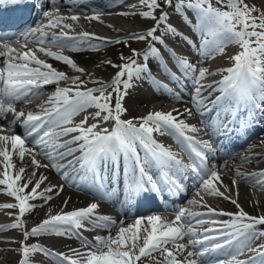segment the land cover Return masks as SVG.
Wrapping results in <instances>:
<instances>
[{
    "label": "snow or ice",
    "instance_id": "1",
    "mask_svg": "<svg viewBox=\"0 0 264 264\" xmlns=\"http://www.w3.org/2000/svg\"><path fill=\"white\" fill-rule=\"evenodd\" d=\"M139 4L146 6L148 9L140 12V15L145 19L154 21V24L144 31L130 34L129 38L146 42V47L140 51L132 49V55L129 57H124L121 54V59L126 61L122 64H114L110 60L106 61L107 64L117 68L118 71L108 83L99 80L94 81L99 85L97 88L81 90L80 86L84 84V81L80 76L69 77L64 71L58 70L46 60L40 59L36 55V51L27 48V43L24 45L27 50L22 52L8 43L0 44V47L4 49V51H0V58H3V65L0 66V119H5L11 114L13 120L8 125L11 129L17 120L24 118L22 127L25 129L23 137L20 134L11 136L0 134V158H2L0 163L3 165V171H0V186H3V188H0V191L15 200V203L0 204V208L18 209L15 221L8 225H0V230L7 228L22 230L24 239L20 241L21 247L18 249L21 253L18 264H30V254L37 252L52 255L62 261H68L69 264H138L142 257L150 256L155 251H161L164 254L166 264H197V259L189 258L195 256L203 259L209 250L216 251L231 245L233 241L240 244V247L237 248L238 253L249 250L259 256H264V245H258L257 248H249L248 246L252 239L264 237V231H257L258 225H264V215L250 216L244 212L236 200H231V202L239 209L237 213L217 212L211 206L205 205L207 207L205 213L188 212L181 209L173 221L165 220L159 215H148L137 217L133 223H128L126 226L123 221H120L118 225V222L112 217L98 214L97 210L100 206L93 202L87 207L48 215L46 219L30 230L25 229L23 217L36 207L30 201L43 198L47 202L52 199V196L48 193H51L53 188L59 187L61 191L63 189L62 186L53 185L38 191L41 183L47 179V177L41 176L40 180L36 181L35 185L31 187V191H26L32 183L31 179L21 183L26 169L21 167L13 171L15 169L13 154H18L20 161L23 162L26 153L29 155L33 153V149L26 148L25 142L28 137H31L37 131L39 124L36 122L41 120L39 115L33 113L25 115L23 111H17L14 102L35 97L40 94V90L44 86L59 84L61 81L71 80L73 87H56L49 101L46 102L54 104V111L60 117L57 121L58 124H71L72 116L85 111L88 107L94 106L97 109L94 114H90L91 118L97 120V123L89 125L87 122L90 117L85 116L79 124L63 127L57 133L44 132L42 136L33 140L34 145L42 148V154L50 160L56 171L61 172L66 179L68 178L66 169L78 164L80 171L91 173L93 179L100 180L101 166L109 160L115 163L120 157H123L133 165L131 171L126 169V190L131 198L148 196L161 191L158 182L146 170L148 165L168 170L172 177L168 180V183L175 189L176 194H179L183 189L171 170L176 169L178 171L181 168H191L198 175L203 173L200 187L208 195L224 196V193L216 186L217 182L222 184L219 173L206 167L207 153L212 152L210 142L198 141L195 137L187 134L199 131L195 125L188 124L185 120L180 119L179 117L182 114L178 110L155 111L133 119H122V114L127 111L123 106V99L132 86L131 80L133 77L139 78L142 75H147L155 86L172 91L168 88V85L151 76V68L148 63L150 57L159 59L158 67L173 82H182L163 62L160 49L156 47L158 42L164 46L165 50L175 60L176 65L182 70L184 79L191 80L193 84L192 99L195 107L198 110L203 107L205 99L201 98V92L206 86L202 84V81L213 73L207 68L197 69L186 57L178 55L172 48L168 47L164 39L165 35H174L181 37L193 48L196 47L189 37L168 22L169 13L164 10L165 8H174L176 12L180 13L184 9H189L195 13L197 18V24L193 27L200 33L202 38L199 48L202 56L223 54L224 46L229 43H235L240 48L239 52L229 57L233 61L232 66L217 69V72L226 74L215 82L221 95L212 103L213 107L220 104L222 100L228 103V107L224 109V120H227L228 123H224L223 120L220 121L224 124L225 131L228 130L229 124L235 123L240 118L239 106L241 104L245 106V113L249 111L250 106L252 109L264 114V11L257 14V7L249 5L245 0H216L218 6H214L212 0H139ZM4 6L23 7L26 6V0H0V8ZM32 6L35 7V5ZM157 10H159L158 16L156 15ZM58 13L59 9H56L55 12L43 11L42 16L47 23L28 29L24 35L35 37L39 52L62 62L76 72L84 73V68L79 67L70 56L51 51L50 48L43 46L45 39L49 36V33L45 30L46 28H56L60 25L64 28H70L71 25L64 23L65 19L73 21L79 19L75 15L65 18ZM122 14L129 15L130 13ZM131 14L134 15L135 13ZM90 18L100 19L98 15ZM184 19L189 24L192 23L191 20H188L186 13ZM158 32L161 34L157 35ZM93 36L94 34L84 32L78 34V39L79 41H87ZM74 39L76 38L69 37L68 33L64 31L59 34H51L52 43L58 42L62 46H71L73 51H79L78 47L70 44V41ZM96 39L104 40L106 38L96 37ZM119 42L116 41V43ZM141 55H143L145 61L142 64L134 59V57H140ZM108 88H111L112 91L108 92ZM95 93H99V95ZM114 94L115 103L113 106ZM175 95L179 96L178 93ZM207 110L211 111L212 109L208 108ZM185 112L188 115L192 114L191 109H185ZM48 114L51 115V113ZM217 119L219 120V115ZM109 120L114 121L111 129L99 128L100 122ZM134 120H138L139 123H134ZM241 126L243 127V125ZM2 131L3 128H0V132ZM72 133L78 134L73 135L70 140L53 142L54 140L59 141L61 136H68ZM153 133L172 135L181 142L182 146L186 142L187 146L191 148V152H194L199 159V164L194 161L191 165H185L176 153L157 141ZM72 144H75L76 147H69ZM196 145H202L207 153L196 147ZM59 149L66 150L61 152L58 151ZM76 152H80V156L76 157L74 155ZM67 156H73V159L69 160L66 165L56 163L58 159H64ZM244 159L250 158L245 157ZM32 165L40 166L34 155H32ZM44 167H47V165H44ZM237 174L239 175V172ZM248 175L264 177V170ZM233 183L235 184L236 181L233 180ZM257 183L264 186V179L257 180ZM225 198L231 199L230 197ZM191 203H199V201L193 200ZM66 204L67 201H65ZM209 214L228 215L232 219L221 222H206L198 219ZM186 215L192 217L198 225L220 223L222 228H204L202 233H198L192 227L185 230L184 225L188 223ZM89 225L92 228L108 229L109 234L94 237V243L80 236L83 244L87 247L83 252L72 249L74 255L71 257L65 253L51 252L40 244L29 245L25 243L29 237L47 233L65 235L72 232L79 235V229L89 230ZM117 225L118 230L113 236L111 228ZM214 231L219 232L224 237L223 243H213L211 249L202 247L198 252L187 251L186 258L179 257L178 254L185 252L189 245H203L205 241L218 239V237L209 235ZM185 236L189 237L188 243H178ZM197 236L200 238L196 239ZM169 244L173 247H167ZM254 260L255 257H251L249 261L233 259L230 264H252Z\"/></svg>",
    "mask_w": 264,
    "mask_h": 264
},
{
    "label": "bare ground",
    "instance_id": "2",
    "mask_svg": "<svg viewBox=\"0 0 264 264\" xmlns=\"http://www.w3.org/2000/svg\"><path fill=\"white\" fill-rule=\"evenodd\" d=\"M245 2L249 5H255L259 12L264 11V0H245ZM133 5L135 7H132ZM56 9H59L58 14L62 17L67 18L75 15L78 16L79 19L77 21L65 19L64 23L71 25L70 28H64L62 25L57 26L56 28H46L45 30L49 33V37H51L52 33L59 34L61 31L67 32L68 34H71L73 38H76L75 41L71 42L70 44H74L80 50L73 51L71 46H60L56 43H53L52 46L58 47L56 48L57 50L49 47V45H44V47L50 48L51 51L61 52L70 56L76 61L79 67L84 68V73L76 72L62 62L56 61L44 53L39 52L37 50L38 44L36 43L28 44L27 48L36 51V55L40 59L46 60L58 70L64 71L69 77L80 76V78L84 81V84L80 86L81 90L99 87V85L94 81L99 80L106 83L110 82L111 78L115 75L118 69L107 64L106 61L110 60L114 64H122L126 61L121 59V54H123L124 57H129L132 55V49H136L137 51L145 49L146 42L131 39L129 38L130 34L144 31L154 24V21L145 19L140 15V12L147 11L148 9L146 6L140 5L139 0H48L39 10L35 11L32 18L28 16L29 10H24L20 14V21L15 26V29H19L25 24L30 25L24 30L21 36L26 37L24 34L28 29L36 27L42 23H47V21L42 16L43 11L48 10L55 12ZM164 10L168 11L169 13L168 22L176 27L179 31L183 32L184 35L189 37L196 45V47L193 48L181 37L165 35L164 39L168 47L172 48L178 55L186 57L192 64L196 66L197 69L207 68L211 73H213L210 80L202 82V84L206 86L201 92V98L205 99V103L200 110L195 107L194 101L192 99L193 84L191 82L187 88L185 98H170L167 96L157 97L156 93L163 92L166 89L155 86L147 75H142L139 78L133 77L131 80L132 86L128 89L127 96H125L123 99V106L127 109V111L122 114L121 118L127 120L147 115L149 112H169L178 110L179 113L182 114L179 117L180 119L185 120L188 124L195 125L199 129L198 132H189L187 134L195 137V139L198 141H205L211 138V134L205 127V123L202 119L204 114L201 113H203V108L206 107V101L211 103L215 101L218 96H220V94L216 96V94L221 92L218 90V85L215 82L219 81L221 77L226 74L217 72V69L232 66L233 61L229 59V57L239 52L240 48L235 43H229L224 46L223 54L202 56L199 52L202 38L200 33L193 27V25L197 24L195 13L189 9H184L183 12L180 13L176 12L174 8H165ZM122 13L130 14L123 15ZM131 13L135 14L132 15ZM185 13L187 14L188 20H191V24H189L184 19ZM96 15L100 17L99 20L90 18ZM84 32L94 34L93 38L95 40L79 41L78 34ZM160 34V32L157 33V35ZM96 37L106 39L99 40L96 39ZM97 40H99V42H97ZM10 41H12L15 45L18 43L16 39L11 38ZM116 41L120 42L116 43ZM156 47L160 49V55L163 57V59L168 63H171L168 68L171 69V71L173 70L175 73H177L179 67L176 65V62L172 56L165 50L164 46L157 42ZM61 48H63V50H60ZM16 49L21 52L27 50L24 46ZM0 51H4L3 47H0ZM134 59H137V61L141 64L145 62L143 55L140 57H134ZM148 63L149 67L151 68L152 77H155L153 76V73L157 72L159 73V77L167 79L169 78V76L166 75L164 71L156 67L160 63L158 58L150 57ZM2 65L3 58H0V66ZM56 87H73V84L71 80H68L61 81L59 84L46 85L40 90L39 95L28 100L15 101L14 107L17 111H23L26 114L27 112H37L49 105L54 106V104L46 102L49 101V98L54 93ZM107 91L111 92L112 89L108 88ZM95 94L99 95V93ZM25 102L28 103L25 106L26 108H23L22 105L26 104ZM185 109H191L192 114L188 115L185 112ZM96 111L97 109L94 106L88 107L85 111L73 115L71 118V124H59V126L62 129L63 127H70L75 124H79V122L83 120L85 116L90 117L87 122L89 125L92 123H97V120L91 118L90 116V114H94ZM175 114L176 113L174 112V115ZM23 119L24 118L17 120L11 129L8 127L9 122L13 120V116L11 114H9L5 119H0V128H3V131L0 132V134L9 136L20 134L23 137L25 134V132L22 130ZM56 119L59 120L60 117L56 115ZM222 120L223 113L219 114V120L217 117L211 118L212 122L220 123ZM261 121L262 126L255 129L251 135L246 137L241 142L239 147L231 150V152L229 151L227 156H223L225 159H223L224 161L218 162L213 168L207 166L208 169L215 170L219 173L222 184L217 182L216 186L221 192L224 193V196L208 195L200 187V180L201 176L203 175V173H201L196 178L193 185L190 186L186 193L180 198L178 205H176L171 213L169 212L168 214H161L159 211H144L136 216L127 218L118 215L110 207L105 206L103 203L97 201L91 196L82 195L70 190L62 179L61 173L57 172L52 166L50 160L42 154V148L34 145L32 141L33 136L28 137L26 139L25 146L28 149H33V153L31 155L26 153L23 162L20 161L18 154H13V162L15 164V169L13 171L18 170L21 167L26 169L21 183L27 182L29 179L32 181L26 191H31V187L35 185L36 181L40 180L41 176L47 177V179L41 183L40 189H38V191H42L43 189L53 185L62 186L63 190L61 191L59 187L53 188L52 192L48 193V195L52 196V199L47 202H45L43 198L30 201V203L35 204L36 207L29 213H26L23 217L25 229L30 230L42 220L46 219L48 215H55L61 211L67 212L73 209L87 207L93 202L99 204L100 206L97 210L98 214L112 217V219L118 222V225L120 221H123L125 226L128 223H133L137 217H146L148 215H159L165 220L173 221L178 211L181 209H185L188 212L205 213L207 212V207H205V205L211 206L212 208L216 209L217 212L223 211L225 213H237L239 209L231 202V200H236L244 212L248 213L250 216L258 217L264 215V186H261L257 183V180L264 179V177L248 175L259 173L264 170V142H262L264 141V119ZM134 123L138 124L139 121L134 120ZM113 124L114 121L112 120L100 122L99 128L111 129ZM77 134L78 133H72L68 135L66 140H70L73 135ZM153 136L157 141L169 148L172 147V144H170L171 139H176L174 136L167 134L160 135L159 133H153ZM71 147L75 148L76 145L72 144ZM196 147H198V145H196ZM44 150L46 151L47 149ZM75 154L76 157H78L81 153L76 152ZM32 155H34L35 159L39 161V167L32 165ZM141 155L143 156L142 150ZM245 157H249L250 159H244ZM43 158H45L46 162ZM0 160H2V158H0ZM68 161H64L65 165ZM44 165H47V167H44ZM78 167V165H75L72 171L76 170ZM0 171H3L2 163H0ZM238 172L239 175L237 174ZM33 173H35V175H33ZM233 180L236 181L235 184L233 183ZM0 188H3V186H0ZM225 197H230L231 199H226ZM193 200L199 201V203H191ZM65 201H67L66 205ZM5 203H15V200L14 198L9 197L6 193L0 191V204ZM17 215L18 209L0 208V221L5 222L2 225L13 223ZM198 219L206 222H221L230 220L232 217L228 215L209 214L201 216ZM186 220H188V223L184 225L185 230L189 227H192L198 233H202L204 228H222L220 223H204L202 225H198L195 223L192 217L187 215ZM118 225L111 228V234L113 236H115L116 231L118 230ZM88 228L89 230H85L84 228L79 229V235L73 234L72 232H69L65 235H57L54 233L41 234L38 236L29 237L25 243L29 245L40 244L49 249L51 252L65 253L67 256L71 257L74 255L72 249H77L83 252L87 247L83 244L80 236L85 237L89 242L94 243V237L107 236L109 234L108 229L105 228H92L91 225H89ZM257 231H264V225H258ZM216 233L218 234L215 237H223L219 232ZM23 239L24 238L21 229L7 228L5 230H0V252L3 254V257L0 258V264H18L21 258V253L18 251V249L21 247L20 241ZM188 239L189 237L185 236L184 239L178 241V243L187 244ZM258 245H264V237L252 239L248 246L249 248H257ZM227 246L229 247L228 250L232 253L231 257H228L220 262L213 261V264H229L231 261H233V259L245 261L248 254H256L255 252L249 250H244L243 252L238 253L237 248L240 247V244L236 241H233L231 245ZM167 247L172 248L173 246L169 244ZM194 247L195 246L189 245L185 252L178 254L179 257L186 258L187 251H192ZM29 259L30 264H69L68 261H62L59 258L53 257L52 255H45L44 253L40 252L30 254ZM189 259L196 258L191 257ZM201 260L202 259L197 260V264H205ZM138 264H166V261L164 260V254L161 251H155L152 252L150 256L142 257L141 260L138 261Z\"/></svg>",
    "mask_w": 264,
    "mask_h": 264
},
{
    "label": "rangeland",
    "instance_id": "3",
    "mask_svg": "<svg viewBox=\"0 0 264 264\" xmlns=\"http://www.w3.org/2000/svg\"><path fill=\"white\" fill-rule=\"evenodd\" d=\"M212 3H213L214 6H218V5H216V0H212ZM158 14H159V10L156 11V15H158ZM257 14H259V11H257ZM68 35H70V34H68ZM89 40H95V39H94V38H91V39H89ZM97 42H99V40H97ZM212 55H213V54H212ZM208 56H210V55H208ZM215 69H216V68H215ZM215 69H214V70H215ZM210 78H212V75H208V76L206 77L207 80H210ZM113 100H114V101H112V103H113V106H114V103H115V95H113ZM48 107H50V106H48ZM1 257H3V254L0 252V258H1ZM16 261H17V259H16ZM16 261H15V262H16Z\"/></svg>",
    "mask_w": 264,
    "mask_h": 264
}]
</instances>
